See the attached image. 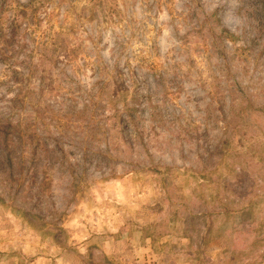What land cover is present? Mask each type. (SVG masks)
I'll return each instance as SVG.
<instances>
[{
	"label": "rangeland",
	"instance_id": "rangeland-1",
	"mask_svg": "<svg viewBox=\"0 0 264 264\" xmlns=\"http://www.w3.org/2000/svg\"><path fill=\"white\" fill-rule=\"evenodd\" d=\"M91 1H0V264H264V0Z\"/></svg>",
	"mask_w": 264,
	"mask_h": 264
},
{
	"label": "trees",
	"instance_id": "trees-1",
	"mask_svg": "<svg viewBox=\"0 0 264 264\" xmlns=\"http://www.w3.org/2000/svg\"><path fill=\"white\" fill-rule=\"evenodd\" d=\"M3 3V7H4V11L6 9V12L8 10H10L12 8V10H14L13 13V19L11 21V37L12 39H17L19 38V36H21L23 30H27V26H29V5L27 4H21L22 2H18V5L16 7L13 6V0H0ZM99 6L101 7L102 10V14H104V16H106L109 20L107 23H114L117 24L118 20H117V16L121 15L122 10L119 8V2L118 0H99L97 2V0H92L90 2V4L88 5V8L90 10H94V7ZM0 15H1V9H0ZM64 32H59L58 36L63 35ZM61 47V46H60ZM6 51V48L2 49V54L4 55ZM68 51V55L71 57L70 55V51L69 50H65ZM116 50H114L115 52ZM115 55V53H114ZM105 69H107V71H109V67H102V74L104 73ZM108 75L110 72H106ZM123 75L122 73L120 74ZM130 83H133V80H129ZM102 89L104 88L105 85H107V82L102 81ZM131 88V84H128L126 82H122L121 84H119V92L121 93V95H125L126 92H129ZM254 105V98H252V96H247L246 97V106H252ZM252 109V108H250ZM255 112H258L260 109L259 108H255L253 109ZM251 111V110H250ZM123 112L126 113V118H124V116L121 115V122H123L125 125L128 126H134L137 124V111L136 108L132 107L131 105H127ZM252 112V111H251ZM155 112H152V117L155 118L154 115ZM0 135H3L4 140H8V136L6 134V132L3 130V128L0 126ZM262 238V237H260ZM264 238V237H263ZM264 242L263 240H257L255 245L259 246V244H261L260 242ZM264 246V245H263Z\"/></svg>",
	"mask_w": 264,
	"mask_h": 264
}]
</instances>
